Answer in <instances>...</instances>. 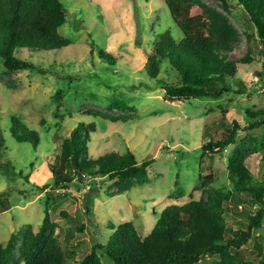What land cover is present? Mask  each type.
I'll list each match as a JSON object with an SVG mask.
<instances>
[{"label": "rangeland", "instance_id": "rangeland-1", "mask_svg": "<svg viewBox=\"0 0 264 264\" xmlns=\"http://www.w3.org/2000/svg\"><path fill=\"white\" fill-rule=\"evenodd\" d=\"M196 1L213 20L225 22L224 56L239 62L252 51L253 62L238 63L236 77L230 79L238 91L220 99H170L147 76L145 65L156 35L169 30L175 40L183 38L165 0H62L66 23L59 32L71 45L18 54L47 72L10 75L0 58V134L6 146L0 164L10 161L16 172L30 174L26 180L0 173V195L6 192V208L0 206L1 244L17 234L21 247L29 229L39 231L50 191L41 188L51 184V165L61 144L81 123L92 130V158L131 151L139 163H154L148 183L122 194L115 182L101 179L92 186L74 183L57 189L48 209L55 236L73 254L68 264H76L95 244L105 246L113 225L132 222L146 237L170 205L208 200L212 190L235 196L227 170L238 154L264 187V126L247 129L255 120L248 114L256 120L264 115L263 59L256 31L238 1ZM100 50L112 57L101 59ZM12 117L37 133V148L16 141L10 132ZM233 121L241 124L236 145L204 155L201 148L215 137L217 126L221 132L216 138ZM205 126L211 128L206 134ZM237 196L241 203H225L223 214L233 231L245 230L248 216L258 209L243 194ZM103 253L99 250L103 263L114 264ZM239 257L241 263H264V223ZM218 262V257H205L201 264Z\"/></svg>", "mask_w": 264, "mask_h": 264}, {"label": "trees", "instance_id": "trees-1", "mask_svg": "<svg viewBox=\"0 0 264 264\" xmlns=\"http://www.w3.org/2000/svg\"><path fill=\"white\" fill-rule=\"evenodd\" d=\"M216 1L227 4V0ZM236 1L256 31L264 71V0ZM165 3L183 38L175 40L169 30L156 35L145 65L147 76L170 99H220L227 93L238 91L230 79H235L238 63L253 62L252 51L239 62L230 60L222 54L225 22L213 20L196 0H165ZM65 23L62 0H0V58L7 73L47 72L30 60L21 59L18 54L24 50L42 54L69 47L71 41L59 32ZM99 55L101 59L112 57L103 50ZM248 115L255 119L247 124L248 130L264 126V115L259 120ZM11 121L10 132L16 141L37 148V133L27 125L20 127L16 117ZM230 126L216 138L221 132L217 126L215 137L211 136L201 148L204 155L223 153L236 145L241 124L233 121ZM210 129L205 126V134ZM91 132L90 126L81 123L63 140L60 154L51 165L53 180L41 188L42 192L49 188L50 191L46 192L47 206L39 231L35 233L29 229L21 247L17 234H12L7 243H0V264H68L73 258L55 236L48 209L57 189L68 188L74 183L92 186L93 181L101 179L115 182L119 194H122L149 182V168L154 160L139 163L131 151L125 155L111 153L94 159L89 155L88 147ZM5 147L0 134V158ZM227 171L235 196L232 192L212 190L208 200L170 205L146 237L138 233L132 222L113 225L114 232L107 244H95L76 264H104L99 254L101 249L103 256L114 264H201L205 257H218L217 264H251L240 262L239 251L255 239V231L263 226L264 187L255 181L242 155L231 160ZM0 173L9 179L18 176L27 180L30 176L16 172L10 161L0 164ZM175 185L178 187L179 183ZM238 194H243L258 209L254 215L248 216L245 230H228L223 218L225 203L230 200L241 203ZM5 196L6 192L0 195L2 209L6 208Z\"/></svg>", "mask_w": 264, "mask_h": 264}]
</instances>
